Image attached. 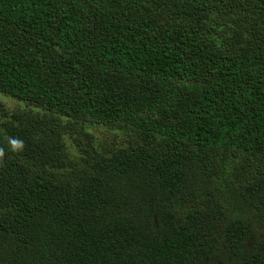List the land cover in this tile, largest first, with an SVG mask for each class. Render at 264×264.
I'll use <instances>...</instances> for the list:
<instances>
[{
	"label": "trees",
	"instance_id": "1",
	"mask_svg": "<svg viewBox=\"0 0 264 264\" xmlns=\"http://www.w3.org/2000/svg\"><path fill=\"white\" fill-rule=\"evenodd\" d=\"M0 95V264H264V0H0Z\"/></svg>",
	"mask_w": 264,
	"mask_h": 264
},
{
	"label": "rangeland",
	"instance_id": "2",
	"mask_svg": "<svg viewBox=\"0 0 264 264\" xmlns=\"http://www.w3.org/2000/svg\"><path fill=\"white\" fill-rule=\"evenodd\" d=\"M0 102L3 103L4 105V108H7V109H11L14 107V105H16L15 102H13L12 100L8 99V98H5L3 96L0 95ZM19 106V105H17ZM2 117V114L0 112V118ZM100 130H95V131H92V136L93 138L95 139V144L96 146H98V142H101V143H108V142H117L118 141V138L117 136L114 135V133L110 132V131H106L104 129H101L99 128ZM103 130V131H102ZM103 134H102V133ZM121 135V134H120ZM107 138V139H106ZM65 141L68 145H73V140H72V136H69V135H66L65 136ZM74 146V145H73Z\"/></svg>",
	"mask_w": 264,
	"mask_h": 264
},
{
	"label": "clouds",
	"instance_id": "3",
	"mask_svg": "<svg viewBox=\"0 0 264 264\" xmlns=\"http://www.w3.org/2000/svg\"><path fill=\"white\" fill-rule=\"evenodd\" d=\"M24 146V142L20 139L10 138L9 139V147L10 150L13 152H16L18 150H21ZM3 154V151L0 150V155Z\"/></svg>",
	"mask_w": 264,
	"mask_h": 264
}]
</instances>
